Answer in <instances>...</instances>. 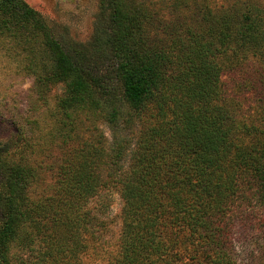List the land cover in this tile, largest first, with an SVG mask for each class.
Instances as JSON below:
<instances>
[{
  "label": "trees",
  "instance_id": "obj_1",
  "mask_svg": "<svg viewBox=\"0 0 264 264\" xmlns=\"http://www.w3.org/2000/svg\"><path fill=\"white\" fill-rule=\"evenodd\" d=\"M229 1L196 10L182 29L149 2L101 0L95 34L79 43L61 40L25 0H0V35L44 32L45 79L67 86V107L105 114L112 127L125 112L132 129L147 125L128 168L123 144L106 153L104 140L93 152L86 143L50 192H38L27 159L6 161L16 144L0 148V264H241L229 215L245 184L264 200V116L241 122L223 76L251 58L264 75V9ZM106 173L119 181L122 228L113 251L93 255L88 206Z\"/></svg>",
  "mask_w": 264,
  "mask_h": 264
},
{
  "label": "rangeland",
  "instance_id": "obj_2",
  "mask_svg": "<svg viewBox=\"0 0 264 264\" xmlns=\"http://www.w3.org/2000/svg\"><path fill=\"white\" fill-rule=\"evenodd\" d=\"M25 1L46 19L63 41L87 43L95 34L101 0ZM143 1L151 3L153 11H159L167 21L180 25L182 29L196 23V18L200 17L196 10L203 15L210 8L221 9L230 2ZM247 2H257L264 9V0ZM43 33L38 26H29L22 37L15 32L0 35V148L16 144L6 161L18 163L22 158L27 159L28 164L38 171V192L51 191L65 157L86 143L93 152L100 149L99 143L104 140L106 153L118 143L124 145L127 154L123 162L128 168L133 144L146 136L147 125L132 129L126 123L128 113L125 112L126 116L122 117L120 124L112 127L107 123L105 114L94 113L88 107H67L64 104L69 98L67 86L45 79L53 63L45 47ZM35 58L41 60L35 61ZM229 61L225 63L227 68L230 67ZM221 63L224 67V59ZM44 68L48 69L44 71ZM36 70L38 74H35ZM223 84L237 110V118L245 124L260 125L264 116V75L258 60L251 58L240 66L228 69L223 76ZM151 112L144 113L143 118H148ZM126 141L131 145L127 146ZM118 182L106 173L102 197L89 203L95 218L97 239L93 241L90 254L113 251L120 236L123 200ZM243 187L242 195L229 215L234 247L241 264H264V200L259 192L253 190V185L245 184ZM93 255L92 260L96 261Z\"/></svg>",
  "mask_w": 264,
  "mask_h": 264
}]
</instances>
